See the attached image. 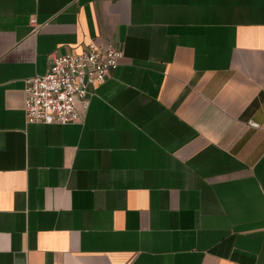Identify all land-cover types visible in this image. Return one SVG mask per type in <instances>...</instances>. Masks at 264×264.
<instances>
[{
	"label": "crops",
	"instance_id": "crops-1",
	"mask_svg": "<svg viewBox=\"0 0 264 264\" xmlns=\"http://www.w3.org/2000/svg\"><path fill=\"white\" fill-rule=\"evenodd\" d=\"M92 41L80 120L28 123ZM0 264H264V0H0Z\"/></svg>",
	"mask_w": 264,
	"mask_h": 264
},
{
	"label": "built area",
	"instance_id": "built-area-1",
	"mask_svg": "<svg viewBox=\"0 0 264 264\" xmlns=\"http://www.w3.org/2000/svg\"><path fill=\"white\" fill-rule=\"evenodd\" d=\"M31 24L36 31V17L31 18ZM122 57V49L112 41L101 45L92 41L77 53H51L46 73L25 81L27 122H78L80 112L77 104L89 101L90 85L103 82L111 71L119 67ZM252 125L258 126L257 123Z\"/></svg>",
	"mask_w": 264,
	"mask_h": 264
}]
</instances>
